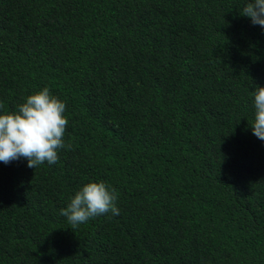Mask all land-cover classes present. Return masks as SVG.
<instances>
[{"label":"trees","instance_id":"trees-1","mask_svg":"<svg viewBox=\"0 0 264 264\" xmlns=\"http://www.w3.org/2000/svg\"><path fill=\"white\" fill-rule=\"evenodd\" d=\"M247 0H0V112L48 87L65 148L0 162V264H264V28ZM119 215L74 228L85 183Z\"/></svg>","mask_w":264,"mask_h":264},{"label":"clouds","instance_id":"clouds-1","mask_svg":"<svg viewBox=\"0 0 264 264\" xmlns=\"http://www.w3.org/2000/svg\"><path fill=\"white\" fill-rule=\"evenodd\" d=\"M249 17L253 25L264 28V0H247L240 13ZM254 97V120L249 123L253 135L264 141V86H257ZM4 104L0 102V110ZM66 103L51 94L48 87L26 97L14 111L0 112V162L8 164L21 158L27 167L37 168L47 162H58V152L66 147L64 134L68 119ZM114 189L103 181L85 183L70 199L60 214L72 228L91 218L111 213L119 215Z\"/></svg>","mask_w":264,"mask_h":264}]
</instances>
